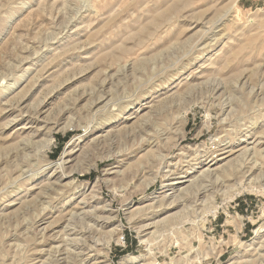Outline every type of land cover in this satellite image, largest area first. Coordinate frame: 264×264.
I'll return each mask as SVG.
<instances>
[{"label":"rangeland","instance_id":"1","mask_svg":"<svg viewBox=\"0 0 264 264\" xmlns=\"http://www.w3.org/2000/svg\"><path fill=\"white\" fill-rule=\"evenodd\" d=\"M247 157L264 0H0V264H264Z\"/></svg>","mask_w":264,"mask_h":264},{"label":"bare ground","instance_id":"2","mask_svg":"<svg viewBox=\"0 0 264 264\" xmlns=\"http://www.w3.org/2000/svg\"><path fill=\"white\" fill-rule=\"evenodd\" d=\"M259 145V144H258ZM255 149V148H254ZM235 148L232 147V146H229V147H224L222 148L220 151H219V154L217 155V157L215 156V158L217 159L218 157H220V161L223 160V159H227L231 156H233V154L235 153ZM249 153V151L245 150V152H243V155L242 157H246V155ZM256 154V152H254ZM250 155V154H249ZM250 157V156H249ZM248 160V157L247 159H241V163L240 164H237V166L235 167V169L232 171V173H227L228 172V168L224 169V172H217L215 173L216 176V180L213 182L211 181L210 184H205L203 183L202 185H200L201 187L202 186H205L204 189H206L207 191L209 189H207L208 187H214L216 185H218V181H220L221 179H224V180H221L223 183L227 181V179H230L231 180H235V179H240V180H244L245 178H250L251 175H253V173H255V171L257 170H261V168L264 167V163H263V166H259L258 162L253 160V162H251L252 159H250V162H246ZM214 162V160H212ZM218 163V160H216V162L213 163L214 164H217ZM234 166V165H233ZM261 167V168H260ZM260 168V169H259ZM214 172H210L209 173V177H211V175H213ZM222 174H224L225 176H222ZM227 174V175H226ZM214 175V176H215ZM205 177V176H204ZM188 178V175L187 174H183L179 177L180 182H177V184H181L185 181V179ZM204 181V180H203ZM202 181V182H203ZM206 182V180H205ZM245 183V182H244ZM200 184V183H199ZM200 186H198V189H193L192 192H194L196 194V191H197V194H199V192L201 191L200 189ZM219 186V185H218ZM190 189V188H189ZM254 191H257L255 189V187L253 186V183H248L247 185H244L243 184V181L240 182V184L237 185V189H236V194L235 195H240L242 193H245V192H254ZM190 190L186 189L185 192H183V195H189ZM178 193V192H177ZM181 198H184V196H182ZM180 198V199H181ZM195 200V199H194ZM180 201V200H179ZM66 260V259H65ZM134 260V259H133Z\"/></svg>","mask_w":264,"mask_h":264}]
</instances>
